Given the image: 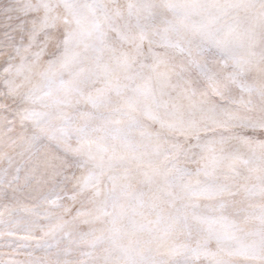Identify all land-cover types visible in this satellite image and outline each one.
I'll list each match as a JSON object with an SVG mask.
<instances>
[{
  "label": "snow or ice",
  "instance_id": "obj_1",
  "mask_svg": "<svg viewBox=\"0 0 264 264\" xmlns=\"http://www.w3.org/2000/svg\"><path fill=\"white\" fill-rule=\"evenodd\" d=\"M0 264H264V0H0Z\"/></svg>",
  "mask_w": 264,
  "mask_h": 264
}]
</instances>
